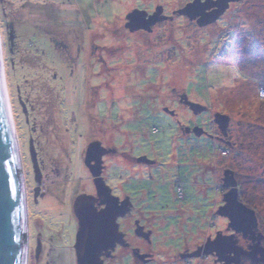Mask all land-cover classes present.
Masks as SVG:
<instances>
[{
  "label": "rangeland",
  "instance_id": "obj_1",
  "mask_svg": "<svg viewBox=\"0 0 264 264\" xmlns=\"http://www.w3.org/2000/svg\"><path fill=\"white\" fill-rule=\"evenodd\" d=\"M192 1L0 0L26 186L25 264H76L72 203L88 190L82 158L93 141L118 150L107 161L109 169L119 165L109 171L118 181L109 182L114 191L120 184L135 191V210L153 230L155 259L147 264H219L211 253L182 254L229 232L228 218L217 214L228 169L238 201L264 229V0L230 1L204 26L177 13ZM157 6L167 19L150 31L126 27L130 12L151 15ZM172 88L207 110L194 114L174 101ZM216 112L230 118L227 136ZM192 124L204 133H186ZM141 154L158 164L138 180Z\"/></svg>",
  "mask_w": 264,
  "mask_h": 264
},
{
  "label": "water",
  "instance_id": "obj_2",
  "mask_svg": "<svg viewBox=\"0 0 264 264\" xmlns=\"http://www.w3.org/2000/svg\"><path fill=\"white\" fill-rule=\"evenodd\" d=\"M230 1L238 0H193L179 9L177 13L186 15L191 20L195 19L199 26H204L218 19L229 6ZM162 11L163 8L157 6L154 13L148 15L145 10L135 9L127 15L128 21L125 25L132 31L139 29L150 31L152 25L167 19ZM181 98L194 114L207 110L206 106L189 101L186 95H182ZM170 113L173 114V111ZM229 120L230 118L226 114L214 113V122L218 125L223 136H227ZM191 131L197 136L204 133L199 126L193 127ZM112 151V149L101 146L99 141H93L87 146L86 155L89 161L86 163L94 177L97 197L81 193L77 195L73 203L74 214L78 220L73 248L77 260L85 257L88 264H103L99 258L101 250L112 249L116 241L123 244V240H121L123 233L119 231L117 218L123 217L131 210L130 200L126 198L120 202L118 197L111 194V188L100 177L102 156ZM222 185L223 187L230 186V189L224 194V205L219 207L217 214L227 217L229 219L228 226L236 231L240 229L236 223L248 222L251 226H255L254 211L238 201L236 180L230 169L224 172ZM98 199H100L98 204L104 205L99 210L95 207V202ZM26 202L25 180L19 147L17 151L6 103L0 58V264H25L26 262V245L28 243ZM245 213H248V216H245ZM140 228L141 226H136V234H140ZM216 243L218 246L211 247ZM224 244L228 243L220 241V236L217 234L216 238L213 241L208 240L203 248L183 256L195 257L202 253L220 255V252H223ZM145 256L148 255H142V257ZM218 260L221 262L223 259L220 257Z\"/></svg>",
  "mask_w": 264,
  "mask_h": 264
},
{
  "label": "flooded vegetation",
  "instance_id": "obj_3",
  "mask_svg": "<svg viewBox=\"0 0 264 264\" xmlns=\"http://www.w3.org/2000/svg\"><path fill=\"white\" fill-rule=\"evenodd\" d=\"M151 12L152 11H149L148 14H150ZM172 93L174 94V101H176L177 103H180L181 105L185 106L188 110H190L189 106L185 102H183L184 100H182V98H180L182 96L181 94L177 93V91H175V89L173 88H172ZM182 94L186 95V93H182ZM188 99L190 101H193L190 98ZM193 102H196V101H193ZM165 111L169 113L171 110L169 111L165 109ZM196 125H199V124H192L189 127H191L192 129ZM191 129L184 127L185 132L188 134L193 133ZM117 151L118 150H116V152L115 151L111 152V154L115 156L108 155L109 157L107 160L104 158L105 156L102 157L100 177H102L106 185H108L111 188V194L118 197L120 202L126 198L130 200L131 210L130 212L125 214L123 217L117 218V222L119 224V231L123 233V237L121 238V240H123L122 242L123 244H120L118 241L114 242V246L112 249L110 248L107 250H104V249L101 250V252L99 253L100 255L99 258L101 259L103 264H124V258H128V261H129L128 264H147L151 261H154L155 259L154 253L150 250V245H151L150 238L152 236L153 230L151 229L150 224L147 218L145 217L144 213H142L139 210L137 211L135 210V203L137 202L134 200L135 198H133V194L135 193V191L126 192L124 188L122 187L123 184H120L121 188L118 187L117 185V191H114L115 188L109 182L111 180L118 181L117 176H114V177L109 176V171L111 170L113 166H119V165H112L110 169L107 165V161L110 160L109 158H115V157L120 156ZM86 153H87V146L84 152V156L82 158L83 160L82 162H83V165H85L84 169L87 170L88 175H89L88 176V190L83 191L82 193L91 194L97 197V192H96V188L94 185V178L87 165L88 163H86L87 161H89V158L87 157ZM148 157L149 156L141 154L139 159H136V163H138L139 166L140 165L144 166L143 168L140 167L142 169L137 167V169H140L139 171H141V174L139 173V171H137V173L139 174L138 180H140L141 177H143V175L145 176V178L148 177L147 171L146 172H143V171H145L149 167L151 168V166H156L158 164L157 160L150 161ZM129 171H130L129 169L124 171V168L123 167L121 168V174H124V173L127 174L129 173ZM122 182L126 183L128 181H122ZM99 201L100 199H98V201L95 202V207L98 210L104 207V205L98 204ZM223 204L224 202H222L220 206ZM73 213H74V210H73ZM245 216H248V213H245ZM228 220L229 219H227V222ZM76 222H77V228H76V233H77V229H78L77 218H76ZM137 225L141 226V228L139 229L140 234H136L135 232V227ZM236 225L238 226V228H240L239 231L232 230L231 227L229 226V230L227 228L229 232L218 233L220 236V241L226 242L228 244L223 245L224 246L223 252H220L221 253L220 255L211 253L210 256H212L214 258V261L219 264H264V229L261 228L260 222L256 220L255 226H251V224L248 222L236 223ZM76 233H75V240H76ZM213 238L214 237H211L209 241L214 240ZM75 240H74V243H75ZM199 246L200 245L196 246V248ZM214 246H218V244L216 243L215 245H212L211 247H214ZM72 249H73L76 264H88V261L85 257H82L80 260H77L75 250L73 247ZM194 250H186L182 254V258L183 259L192 258V257H184L183 255L190 254ZM142 255H148V256L142 257ZM219 256L223 259L221 262L218 260L220 258ZM206 257H209V255H207Z\"/></svg>",
  "mask_w": 264,
  "mask_h": 264
},
{
  "label": "bare ground",
  "instance_id": "obj_4",
  "mask_svg": "<svg viewBox=\"0 0 264 264\" xmlns=\"http://www.w3.org/2000/svg\"><path fill=\"white\" fill-rule=\"evenodd\" d=\"M0 48H1V45H0ZM1 74H2V81H3V88H4V93H5V98H6V103H7V107H8V112H9V116H10V121H11V124H12V127H13V133H14V138H15V143H16V148H17V151H18V140L16 138V135H15V131H14V125H13V117H12V111H11V108H10V102H9V97H8V93H7V88H6V80H5V72H4V59H3V49L1 48ZM16 127V126H15ZM17 133V132H16ZM26 217H27V214H26ZM27 219V218H26ZM27 248H28V245H26ZM26 249V248H25ZM26 254H27V251H26ZM26 263V262H25Z\"/></svg>",
  "mask_w": 264,
  "mask_h": 264
},
{
  "label": "built area",
  "instance_id": "obj_5",
  "mask_svg": "<svg viewBox=\"0 0 264 264\" xmlns=\"http://www.w3.org/2000/svg\"><path fill=\"white\" fill-rule=\"evenodd\" d=\"M262 86H260L259 92L260 94H262V97H264V83L261 84Z\"/></svg>",
  "mask_w": 264,
  "mask_h": 264
}]
</instances>
